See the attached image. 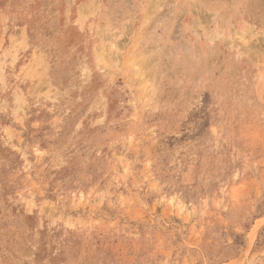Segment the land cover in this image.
Here are the masks:
<instances>
[{"label":"rangeland","instance_id":"rangeland-1","mask_svg":"<svg viewBox=\"0 0 264 264\" xmlns=\"http://www.w3.org/2000/svg\"><path fill=\"white\" fill-rule=\"evenodd\" d=\"M0 264H264V0H0Z\"/></svg>","mask_w":264,"mask_h":264}]
</instances>
